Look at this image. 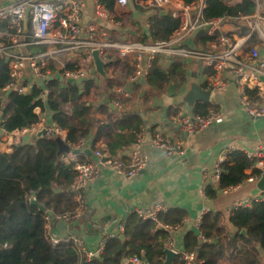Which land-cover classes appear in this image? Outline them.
Segmentation results:
<instances>
[{
    "label": "trees",
    "instance_id": "1",
    "mask_svg": "<svg viewBox=\"0 0 264 264\" xmlns=\"http://www.w3.org/2000/svg\"><path fill=\"white\" fill-rule=\"evenodd\" d=\"M187 3L199 0H184ZM112 11L116 0H106ZM148 18L147 26L140 25L135 41L151 43L168 41L180 25V19L167 11L161 14L157 9ZM254 0H205V19L225 17L238 21L254 14ZM207 38V37H206ZM212 40V38H211ZM259 40L256 35L249 38L247 48ZM163 56L156 58L158 63ZM135 54L117 56L106 64L110 77L104 82L112 87L115 79L110 66H122L129 75L134 70ZM67 67L74 66L68 63ZM126 75V76H127ZM183 78V63L176 58L170 66L155 67L148 75V86L164 89L169 82ZM9 80L8 63L0 59V124L7 132L31 128L40 121V112L51 111L53 122L66 131V140L75 145L80 139L91 136L93 149L100 147L111 156L129 148L147 130L145 121L130 107L124 104L118 113L112 112L108 103L92 104L89 95L98 85L92 78L80 85L66 82L61 76L49 79L45 84H32L27 93L3 92ZM45 92L43 98L41 94ZM245 93L252 103L261 104L264 99L257 89L246 88ZM114 93L109 96V102ZM124 103V99H122ZM211 104L199 102L194 112L207 115ZM179 108L170 107L169 113L178 114ZM151 132L154 131L152 126ZM34 138V137H33ZM59 145L48 134L29 141L12 144L10 149L0 150V264H121L124 258L137 255L141 261L162 264L164 249L173 229L157 227L155 221L144 220L135 212L124 219V237H110L99 256L88 260L73 242L53 244L46 227L45 214L74 212L78 203L73 197L71 186L76 178L74 162H64L58 153ZM85 160L86 154H78ZM253 159L244 151L234 150L228 154L223 164V172L218 184L208 185L205 194L214 197L221 188L235 187L245 182ZM35 195L45 209L40 210L31 203ZM159 220L177 227L183 224L186 212L182 208H168L159 212ZM235 233L230 234L221 214L207 212L202 217L201 230L209 241L201 243L198 234L189 231L184 238L186 251H194L197 260L203 264H219L228 252L232 264H262L264 256V202L255 201L250 206L239 207L230 216ZM242 229L247 233L243 234ZM132 264V263H128ZM174 264H185L179 254Z\"/></svg>",
    "mask_w": 264,
    "mask_h": 264
},
{
    "label": "built area",
    "instance_id": "2",
    "mask_svg": "<svg viewBox=\"0 0 264 264\" xmlns=\"http://www.w3.org/2000/svg\"><path fill=\"white\" fill-rule=\"evenodd\" d=\"M116 1L120 5L126 6L131 0ZM134 1L151 10L171 11L174 16L180 19L179 27L168 41L142 43L135 40H95L93 31L87 37H83L81 24L85 8L83 0H15L1 4L0 59L6 61L9 67V80L3 87V92L27 93L32 84L36 83L27 78V68L31 70L35 79L44 84L51 77L55 78L59 75L64 81L67 78L76 80L80 77L92 78L95 82L101 81V76L95 69L93 51L98 49L101 58L108 63L115 59L108 51V49H113L116 50L119 57L135 54L134 70L127 76L129 81L135 83L139 82L142 77L147 80L149 73L159 66L155 60L162 54L195 60L203 78L204 88L210 90L211 94L226 87L227 80L224 77V72L229 69L237 80L240 103L243 108L252 117L264 116V101L261 104H254L245 93L246 88H256L258 95L264 99V81L261 79V76H264V57L261 56L256 46L246 51L247 42L251 36L257 34L264 38L260 25L261 22L264 23V14H259L260 0H254L256 13L241 18V20L249 19L250 22L246 34L238 36L224 30L227 21L225 17L204 18L205 0L192 3H187L184 0ZM95 14L99 21L109 19L110 14L106 0H95ZM201 30L206 33L207 47L197 49L183 45L188 36ZM68 63L74 67H67ZM113 93L114 98L111 102L114 104V108H122V99L128 97L129 94L120 91L119 88L114 89ZM41 96L44 98L46 93L43 92ZM36 111L41 114L40 108H37ZM176 118L181 132L180 138L172 140L162 130L157 129L150 132L151 141L145 142L149 132L144 128L141 137L127 150L126 161L120 155L111 156L102 151L100 147L93 149L90 144L93 141L91 136L82 138L72 145L67 142L64 129L56 125L46 126L41 119L31 128L16 131L22 135L33 134L45 126L46 134L54 138L60 135L71 146V151L62 153L60 159L68 163L74 162L73 167L77 175L71 190L78 207L74 212L57 214L48 211L45 214L46 227L53 244L73 242L88 260H92L97 253H101L105 249L108 238L123 234L124 220L119 222L115 231L103 234L95 249H89L77 234L65 232V230L60 234H55L53 228L54 222L57 220H63L69 225L82 215L87 199V189L99 173L106 169L128 179L134 178L142 170L147 169L150 164L149 155L144 150L145 144H150L153 148L180 157L185 152V136L222 120L221 114L213 110H210L207 115H202L190 111L185 106L180 108ZM85 148H91V156L81 151ZM75 149H79L80 152L75 153L73 151ZM234 150L244 151L253 159L245 182H257L263 175L264 146L248 150L232 143L222 150L210 173L214 185L218 184L220 180L223 164L227 161L228 154ZM81 153L86 154L88 158L78 159L77 155ZM229 188L231 187L221 188L219 191L226 192ZM255 201L264 202V191L257 196L235 202L231 207L230 215L239 207L250 206ZM166 209L168 208L162 204L155 203L136 207L132 212L144 220L155 221L157 227L173 229L174 227L164 225L158 218L159 212ZM202 217L197 222V228L200 231V238L206 242L210 239L206 238L201 230ZM168 247L175 250L185 264H203V260H197L194 251L177 250L172 242H168ZM128 263L142 264V261L137 255H134L124 258L121 262V264Z\"/></svg>",
    "mask_w": 264,
    "mask_h": 264
},
{
    "label": "crops",
    "instance_id": "3",
    "mask_svg": "<svg viewBox=\"0 0 264 264\" xmlns=\"http://www.w3.org/2000/svg\"><path fill=\"white\" fill-rule=\"evenodd\" d=\"M12 1L15 0H0V5ZM229 1L236 3L240 0ZM83 2L85 8L81 21L82 34L83 37H87L93 31L95 40L133 41L132 38L135 37L139 26L146 27L149 16L154 12L134 0L126 6L116 1L113 10H108L109 19L99 21L95 14V0H83ZM259 14H264V0H260ZM249 22V19L239 21L227 19L224 30L237 36L243 35L246 34ZM260 25L264 34V23L261 22ZM256 38L259 42L254 46L264 57V38L257 34ZM183 45L197 49L207 47L206 33L201 30L191 34ZM247 50L249 48H246ZM108 51L116 59V50L108 49ZM161 56L163 58L158 62L159 66L162 63L170 66L176 58L181 59L182 79L171 81L164 89H158L148 86V80L145 84L129 81L128 73L121 65L110 66V72L115 79L113 86L108 88L101 77V81H96L97 91L95 88L91 90V94L97 96L96 100H90L94 105L105 100L109 101L108 96L112 95L114 89L119 88L120 91L129 94L128 97H123V104L142 116L147 131L153 126L154 131L160 129L173 140L180 138L181 132L176 118L178 114L169 113V108L187 107L181 98L187 93L193 77L196 76L202 85L203 78L195 60L163 54ZM26 74L31 81L44 84L32 76L29 68ZM108 74L109 78L110 73ZM224 77L227 80L226 87L211 94L209 101L210 110L221 114L220 122L185 136V152L180 157L145 144L144 150L149 155L150 164L134 178L128 179L106 169L100 172L87 189L84 212L67 225L65 232L77 234L89 249H95L101 236L106 232L115 231L119 222L127 218L134 208L159 203L166 208H182L186 212L183 224L174 227L167 240V245L168 242H172L177 250H185L184 238L189 231L196 232L200 242L203 243L197 222L207 212L221 214L230 234L233 235L236 229L230 223L231 207L237 201L259 195L262 191L258 189L257 182H243L226 192L218 191L214 197L206 195L205 190L208 185L213 184L210 173L227 145L233 143L248 150L264 146V116H250L240 103L238 84L233 73L227 69ZM110 109L118 113V109L111 106ZM2 114L0 112V119ZM40 116L46 126L55 125L51 111L41 112ZM26 135L30 136V140L37 138L36 132L24 135L16 131L7 132L0 124V150H8L12 144L25 141ZM90 144L92 145V142ZM129 148L118 153L125 161ZM53 231L55 234L62 233L56 225ZM228 257L226 251L219 264H232ZM144 262L142 261V264Z\"/></svg>",
    "mask_w": 264,
    "mask_h": 264
},
{
    "label": "water",
    "instance_id": "4",
    "mask_svg": "<svg viewBox=\"0 0 264 264\" xmlns=\"http://www.w3.org/2000/svg\"><path fill=\"white\" fill-rule=\"evenodd\" d=\"M160 13L166 14L167 11L165 9H163L160 11ZM0 57H1V54H0ZM93 60H94V65H95V69H96L97 73L102 77L103 81H106L109 74L106 70V62L101 58L98 49H95L93 51ZM53 78L54 77H51L50 79H53ZM61 79H63V78L61 77ZM261 79L264 81V76H261ZM83 81H84L83 77L77 78L76 80H73L72 78L66 79V82H69V83L75 82V83L79 84L81 91L83 89ZM139 82L141 84H145L147 82V80L144 77H142ZM10 92L11 91H8V94ZM210 98H211V91L204 88V86L198 81L197 77L195 76V77H193V79L191 80V82L189 84V89H188L187 93L184 94V96L181 99L187 105V108L190 111H193L195 108V105L197 103H199V102L208 103L210 101ZM104 102L108 103L111 107L114 108V104L112 102H109L108 100H105ZM150 131H151V129L148 128L149 133L146 136L145 142L151 141ZM45 134H46V127H43L39 131L36 132L37 137H42ZM24 140L29 141L30 136L29 135L24 136ZM55 140L57 141V143L59 145V150H58L59 154L71 151V146L68 143H66V141L60 135H57L55 137ZM73 151L75 153L80 152L79 149H75ZM81 151L86 153L88 156L92 155L91 148H85V149H82ZM257 187L259 190L264 191V173L261 176V178L257 181ZM30 201H31V203L35 204L40 210L45 209L44 205L39 203V201L37 200V198L35 197L34 194H32V196L30 197ZM54 224L56 226H58L60 231H64L65 229L68 228L67 224L63 220H57L54 222ZM241 232L243 234L247 233L246 229H242ZM120 237L123 238L124 235L122 234ZM164 253H165V259L163 260L162 264H174V261L177 257V252L175 250H173L172 248L166 246L164 249ZM99 255H100V253L96 254V256H99ZM144 264H150V263L145 260ZM262 264H264V256L262 258Z\"/></svg>",
    "mask_w": 264,
    "mask_h": 264
},
{
    "label": "rangeland",
    "instance_id": "5",
    "mask_svg": "<svg viewBox=\"0 0 264 264\" xmlns=\"http://www.w3.org/2000/svg\"><path fill=\"white\" fill-rule=\"evenodd\" d=\"M95 91H97V89L95 90ZM97 96L96 95H94V94H91V95H89L88 96V98H90V99H95ZM109 97V96H108ZM96 100V99H95Z\"/></svg>",
    "mask_w": 264,
    "mask_h": 264
}]
</instances>
